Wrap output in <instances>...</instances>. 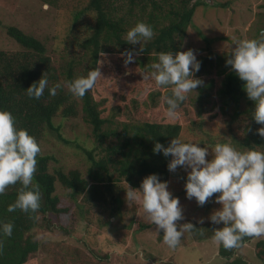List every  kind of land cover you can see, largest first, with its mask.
Here are the masks:
<instances>
[{
  "label": "trees",
  "instance_id": "1",
  "mask_svg": "<svg viewBox=\"0 0 264 264\" xmlns=\"http://www.w3.org/2000/svg\"><path fill=\"white\" fill-rule=\"evenodd\" d=\"M85 3L82 9L78 7L70 9L73 21L64 41L67 46L71 39L70 44L82 52L83 60L88 61L90 58L92 63L88 71L100 64L102 75L98 77L95 87L83 97L74 96L68 87L69 82L77 78L74 60L63 63V66L57 69L44 41L26 34L15 26L6 29L7 35L23 49L18 52L0 51V108L10 110L16 117L17 127L27 129L35 136L41 149L48 130L57 132L61 141L69 143L63 137L60 125L57 126L54 122L57 117L62 120L78 119L90 126L93 144L89 148L87 144L83 146L77 143L88 157V167L85 171L50 169V162L55 158L50 154H44L42 151L44 149L41 150L37 156L35 173V182L40 185L42 194L38 219L30 218L19 209L14 212L7 210L22 187L19 182L9 186L6 193L0 195V220L14 223L13 235L4 237V251L0 254V264L32 262L39 264L35 258L40 250L36 231L41 226V219L45 221L50 215L68 214L71 210L68 206L62 205L57 194L58 186L69 190L67 195L78 207V212L84 210V204L87 205L89 209H85L81 217L85 216L87 219V212L95 208L101 212L109 211V216L116 218L121 210L123 211L121 195L126 191L122 187L123 183L139 188L143 178L149 174H159L160 179L166 181L172 174L167 167L171 156L165 157L163 153H154V143L159 141L167 146L173 137H183L184 127L178 119H160L157 116L161 109L166 112L167 104L164 98L171 94V88L161 87L165 89L162 93L155 81L143 79V74L151 71L148 65L158 60L159 52L181 51L182 40L193 24L196 10L205 3L202 0H87ZM123 7L126 9L125 13ZM141 21L152 25L155 35L132 62L126 64L124 55V58L121 57V64L131 70L138 67L134 72L140 76L141 84L147 80L157 88L150 93L144 103L140 104L137 99H132L131 104H125L131 109V115L128 111L124 113L122 106H116L112 109L113 113L106 116L104 114L107 109H104V105L107 98L98 87L101 85L103 71L108 67L113 74L123 70L114 67L111 61L102 62V58L112 50L123 53L124 48L133 47L125 39V34ZM207 50L208 54L201 57V68L196 76L200 78L215 75L223 78L222 86L214 92L212 76L210 85L204 83L198 86L199 93L194 97H188L182 103L178 114L186 116L190 121L186 132L191 135L182 140L200 143L209 148L214 147L217 142H227L232 143L240 151H246L248 147H258V150L264 151V137L257 132L262 125L256 123L252 117L254 102L247 97L243 89L244 81L240 80L231 66L226 64L230 56L217 54L209 48ZM88 71L82 75L86 76ZM44 73L48 78L49 88L56 84L61 85L56 95H50L46 88L44 95L39 99L29 97L25 90ZM140 106L147 109L145 114L136 112ZM188 107L195 109V112L192 109L189 112ZM215 110L219 112L211 117L212 119H219L221 115L227 116V119L218 125L217 131H212L207 129L209 120L205 117ZM229 110L233 112L229 114ZM192 111L199 120L194 119ZM237 122L241 125L235 129L234 124ZM174 176L183 183L181 191L175 194L182 200L181 204L184 207L195 205V210L199 211L202 206L197 205L195 198L189 200L186 197L184 188L186 177L178 176L177 173ZM215 196L203 205L206 213L209 212V206L214 202ZM109 220L102 224L112 230L115 223ZM188 221L194 223L197 228H204L203 235L198 232L189 233L193 241H206L212 237L213 228L222 227L213 225L211 221L200 224L191 217L185 218L182 222ZM47 226L51 228L49 224ZM255 238L245 237V241L248 243ZM263 239L257 241L256 247L257 256L264 264ZM218 247V256L222 260L215 264H249L239 254L243 247L234 249H225L222 245Z\"/></svg>",
  "mask_w": 264,
  "mask_h": 264
},
{
  "label": "rangeland",
  "instance_id": "2",
  "mask_svg": "<svg viewBox=\"0 0 264 264\" xmlns=\"http://www.w3.org/2000/svg\"><path fill=\"white\" fill-rule=\"evenodd\" d=\"M86 1L0 0V51L18 52L23 49L6 33L7 27L15 26L26 34L33 35L46 43L53 64L57 69H60L63 63L74 60L77 77L83 76L82 74L88 71L87 69L92 63L90 58L88 61L83 60L82 52L70 44L71 39L67 46H65L64 41L67 36L65 34L73 21L72 13L69 12L70 9L75 7L82 9ZM263 5V0H213L212 4L205 3V5L197 8L193 24L182 40L181 51H186L189 48L194 49L199 60L208 54V48L217 54L230 56L236 40L256 38L260 33L263 20L258 18L257 13L261 15V6ZM124 7L123 13L126 12ZM147 42H141L142 48ZM132 46L131 48H124L123 53L112 50L102 58V62L111 61L114 67L123 70V72L113 74L109 70L111 68L108 67L103 71L101 85L98 87L107 98L104 105V109H107L106 114H104L106 116L111 115L112 109L116 106H122L123 112L128 111L131 115V109L125 104H131L132 99H137L142 104L148 99L150 93L157 88L147 80H144L143 85L141 84L140 76L134 72L138 70V67L131 70L121 64V57L124 58L123 54L126 50L135 49L136 51L133 52L135 58L139 55L140 44ZM97 67L100 68V64ZM212 76L214 77L213 91L217 92L222 86L223 78ZM212 76L200 78L204 80L205 84H208ZM158 89L162 93L165 92V89L161 87ZM196 91L189 93L188 97H194L199 93L198 87ZM191 109L195 110L188 107L189 112ZM193 111L191 113L195 112ZM136 112L145 114L147 109L145 106H140ZM218 112L215 110L206 115V120H209L207 129L217 131L218 125L222 121H226L227 116L222 117L221 115L219 119L211 118ZM232 112L233 110H229V114ZM157 116L160 119L167 118L166 112L162 109L160 113H157ZM193 117L196 121L199 120L195 113ZM177 119L181 121L184 127L182 138L191 136L186 132V127L190 124L186 116L178 114L175 120ZM54 122L57 126L60 125L62 135L69 143L61 141L57 132L47 131L46 140H43L42 149L44 150L42 151L44 154H50L55 158L54 161L50 162V169L63 168L66 171L81 169L85 171L88 167V157L77 146V143L83 146L88 145L91 148L93 144L92 129L78 119L62 120L57 117ZM240 125L238 122L235 123V129H238ZM208 158L211 159V155ZM171 173L168 179L169 190L175 195L176 192L181 191L183 183L174 174L177 173L178 176L186 177L187 173L182 167H178L176 172ZM122 187L127 190L128 184L123 183ZM68 192L69 190L58 186L57 194L62 205L71 208L69 213L48 216L47 219L50 223L48 220L41 219V226L36 231L40 250L35 258L38 259L39 264H215L222 260L218 256L219 245L211 238L203 242L193 241L189 233H186L180 246L174 249L168 247L163 243V231L156 232V225L152 224L147 217L142 208V202L127 203L126 191L121 195L124 203L123 211L120 212L121 215L111 218L109 211L101 212L94 208L87 212V219L85 216L81 217L84 210L89 209L86 207L87 205L84 204V210L78 212L79 209L67 195ZM214 195H219V193ZM182 207L185 218L191 217L198 222L200 218H204V223H208L210 222L208 219L210 214L215 209L220 208L221 205L214 200L209 206L208 213L203 206L199 211H196V206H191V204L186 207L182 205ZM107 220L115 223L112 230H109L107 225L102 224ZM180 223L183 222L180 221ZM48 224L51 228L47 226ZM262 238L264 237H256L240 249L239 254L249 264H263L257 256L256 247L257 241ZM32 264L34 263L32 262Z\"/></svg>",
  "mask_w": 264,
  "mask_h": 264
},
{
  "label": "clouds",
  "instance_id": "3",
  "mask_svg": "<svg viewBox=\"0 0 264 264\" xmlns=\"http://www.w3.org/2000/svg\"><path fill=\"white\" fill-rule=\"evenodd\" d=\"M154 35L153 26L141 21L126 32V40L132 45L139 43L143 51L141 42L150 41ZM135 51L126 50L123 54L126 64L135 59ZM157 55L158 60L148 65L151 71L143 74V79H153L157 87L171 88V94L164 98L166 116L175 120L188 94L204 84V80L196 76L202 62L197 58L196 50L191 48L186 51H161ZM226 64L244 81L243 89L254 102L252 117L262 125L257 132L264 137V29L256 38L236 40ZM101 75L99 67L92 68L86 76L69 82L68 87L74 96L83 97L95 87ZM48 85L44 73L25 91L29 97L39 99L46 88L50 95H56L61 86L56 84L49 88ZM41 150L35 136L27 129L17 127L13 113L0 108V195L18 182L22 186L15 201L8 205L9 212L19 209L30 218H39L42 194L40 185L35 182V173ZM153 152L171 156L167 165L170 172H176L178 167L185 170L187 199L195 198L198 205L203 206L219 193L215 202L221 207L208 217L213 225H222L212 230L211 239L218 245L225 249L241 248L246 244L245 237L264 235V151L258 150V147L240 151L227 142H217L209 148L175 136L167 146L156 141ZM125 198L128 204L142 202L147 217L156 225V232L163 231V243L170 248L180 246L186 233L203 235L204 228H197L191 221L180 223L185 220L180 198L169 190V182L161 180L159 174L147 175L139 188L128 184ZM199 223L203 224L204 218H200ZM13 230V222L0 220V254L4 251V237H11Z\"/></svg>",
  "mask_w": 264,
  "mask_h": 264
},
{
  "label": "flooded vegetation",
  "instance_id": "4",
  "mask_svg": "<svg viewBox=\"0 0 264 264\" xmlns=\"http://www.w3.org/2000/svg\"><path fill=\"white\" fill-rule=\"evenodd\" d=\"M263 2H264V0H263ZM261 9H262L261 10V15L259 13H257V16H258L259 19H262L263 20V27H262V29H264V5L261 6Z\"/></svg>",
  "mask_w": 264,
  "mask_h": 264
},
{
  "label": "water",
  "instance_id": "5",
  "mask_svg": "<svg viewBox=\"0 0 264 264\" xmlns=\"http://www.w3.org/2000/svg\"><path fill=\"white\" fill-rule=\"evenodd\" d=\"M204 3L212 4L213 0H202Z\"/></svg>",
  "mask_w": 264,
  "mask_h": 264
}]
</instances>
